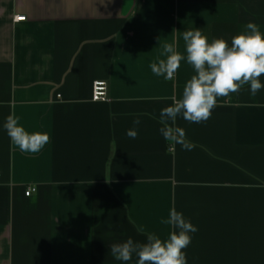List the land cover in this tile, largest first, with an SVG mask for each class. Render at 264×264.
I'll use <instances>...</instances> for the list:
<instances>
[{
    "label": "crops",
    "instance_id": "0c3cea01",
    "mask_svg": "<svg viewBox=\"0 0 264 264\" xmlns=\"http://www.w3.org/2000/svg\"><path fill=\"white\" fill-rule=\"evenodd\" d=\"M248 22L264 34V0H0V264H124L111 244L166 238L173 207L198 229L187 264H264V88L217 97L205 122L178 116L192 150L159 131L195 74L183 32L231 44ZM166 43L185 56L172 80L150 67ZM10 114L50 143L21 152Z\"/></svg>",
    "mask_w": 264,
    "mask_h": 264
},
{
    "label": "clouds",
    "instance_id": "9594fccd",
    "mask_svg": "<svg viewBox=\"0 0 264 264\" xmlns=\"http://www.w3.org/2000/svg\"><path fill=\"white\" fill-rule=\"evenodd\" d=\"M183 40L186 61L195 74L185 83L181 98L173 96L172 104L161 109L159 123L162 127L159 131L169 143L192 150L194 145L186 139L185 129L176 126L177 117L182 116L190 123L205 122L211 117L217 97L238 93L244 85L249 86L253 96L264 88L259 79L264 75V34L255 22H248L243 32L232 37L231 44L223 38L209 42L199 28L184 31ZM163 49L169 55L158 63H152L151 71L172 80L185 56L176 50L173 43L164 44ZM140 123L139 118L133 120L135 126ZM3 128L12 144L24 153H39L51 140L47 133L26 131L14 114L6 117ZM126 135L136 139L137 128L128 129ZM162 223L172 229L166 238L148 234L142 243L128 238L111 244V255L124 264L133 256L137 257L136 264H187L186 253L182 250L190 245V234L195 233L197 227L174 207Z\"/></svg>",
    "mask_w": 264,
    "mask_h": 264
},
{
    "label": "built area",
    "instance_id": "2783aa9c",
    "mask_svg": "<svg viewBox=\"0 0 264 264\" xmlns=\"http://www.w3.org/2000/svg\"><path fill=\"white\" fill-rule=\"evenodd\" d=\"M27 17L25 15H16L14 17L15 22L25 21ZM109 96V85L106 81H96L93 85V101H106ZM36 187H29L26 191V195L30 196L32 193L36 192Z\"/></svg>",
    "mask_w": 264,
    "mask_h": 264
}]
</instances>
